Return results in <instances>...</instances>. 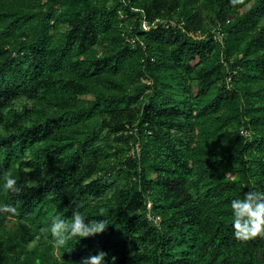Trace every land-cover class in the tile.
Returning <instances> with one entry per match:
<instances>
[{"label":"trees","instance_id":"obj_1","mask_svg":"<svg viewBox=\"0 0 264 264\" xmlns=\"http://www.w3.org/2000/svg\"><path fill=\"white\" fill-rule=\"evenodd\" d=\"M9 171L0 264H264L230 207L264 191V0H0ZM75 208L107 228L57 248Z\"/></svg>","mask_w":264,"mask_h":264},{"label":"clouds","instance_id":"obj_2","mask_svg":"<svg viewBox=\"0 0 264 264\" xmlns=\"http://www.w3.org/2000/svg\"><path fill=\"white\" fill-rule=\"evenodd\" d=\"M20 190L17 177L11 171L0 176V191L17 193ZM230 207L234 217L232 227L237 239H248L264 232V191L250 189L249 192L232 199ZM16 211L15 205L0 200V212ZM100 211L102 213L104 210ZM50 221L46 231L57 248L66 246L73 236L81 238L100 234L108 225L103 219L87 220L78 208L73 209L70 220L55 214L50 217ZM107 256L108 253L97 251L95 254L82 256L79 264H109L106 261ZM111 264H115V257L111 258Z\"/></svg>","mask_w":264,"mask_h":264},{"label":"built area","instance_id":"obj_3","mask_svg":"<svg viewBox=\"0 0 264 264\" xmlns=\"http://www.w3.org/2000/svg\"><path fill=\"white\" fill-rule=\"evenodd\" d=\"M141 26H142V28H143L144 30H148V29H149V26H148V24H147L145 21H142ZM220 31H221V30H220V26H219V24H218V25L216 26V28L213 29V33L215 34V35H214V39H215L216 41H219V42H221V40H222V34L220 33ZM150 207H151V204H150V203H147V209H148V210H150ZM149 218L151 219L150 216H149ZM154 221H155V222H158L159 219H158V218H155Z\"/></svg>","mask_w":264,"mask_h":264},{"label":"rangeland","instance_id":"obj_4","mask_svg":"<svg viewBox=\"0 0 264 264\" xmlns=\"http://www.w3.org/2000/svg\"><path fill=\"white\" fill-rule=\"evenodd\" d=\"M13 226H15V224H14L13 222H11V221L8 222V227H9V228H11V227H13Z\"/></svg>","mask_w":264,"mask_h":264}]
</instances>
